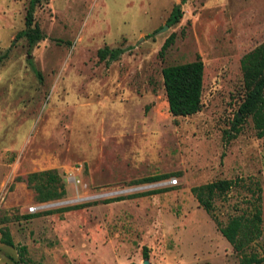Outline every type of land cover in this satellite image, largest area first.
Segmentation results:
<instances>
[{
  "label": "rangeland",
  "instance_id": "1",
  "mask_svg": "<svg viewBox=\"0 0 264 264\" xmlns=\"http://www.w3.org/2000/svg\"><path fill=\"white\" fill-rule=\"evenodd\" d=\"M179 1L40 0L44 39L29 49L16 38L28 0H0V228L13 244L0 243V264L18 247L28 264H238L190 193L219 179L235 185L213 200L214 218L257 205L248 251L264 264V137L249 117L224 134L244 95L239 60L264 41V0H186L164 28ZM103 47L121 52L106 64ZM195 56L200 110L172 117L160 71ZM44 170L59 176L61 199L38 203L26 187ZM155 175L166 177L141 182Z\"/></svg>",
  "mask_w": 264,
  "mask_h": 264
},
{
  "label": "trees",
  "instance_id": "2",
  "mask_svg": "<svg viewBox=\"0 0 264 264\" xmlns=\"http://www.w3.org/2000/svg\"><path fill=\"white\" fill-rule=\"evenodd\" d=\"M40 0H28V5L23 17V29L16 34V38H24L27 48H32L44 39L33 21L34 7ZM186 0H180L174 5L168 14L165 25L170 27L176 24L181 16L180 5ZM172 37L167 38L161 46V51L170 44ZM119 49L103 47L98 49L96 55L100 61L108 64L114 61L120 54ZM3 57H0V60ZM239 68L244 86L243 99L238 105L237 113L233 117L231 133L225 131L227 140L232 139L239 129L237 125L246 117L250 118L254 135L257 139L264 137V41L254 49L244 54L239 60ZM203 65L198 56L194 60L183 63L168 65L161 69V84L167 105V111L172 117H187L200 110L201 87ZM239 116H241L239 118ZM166 175H155L142 179L141 182L153 183L164 179ZM25 185L32 190L34 200L38 203L61 199L65 195V188L59 176L53 170H44L29 173L24 178ZM234 181L219 179L203 185L190 188L197 205L208 214L215 222L220 235L230 245L238 259V264H262V260L256 254L249 252L250 245L260 236V212L257 205L254 206L250 215H236L221 224L213 216V200L224 196L233 186ZM150 192L147 194L155 193ZM259 193V187L256 188ZM122 197L104 200V203L120 201ZM255 201L259 196L254 197ZM26 218H31L28 215ZM0 243L12 247V240L6 228H0ZM18 260L14 264H28L24 259L25 248L18 247ZM144 258L146 255L143 254ZM41 264V263H36Z\"/></svg>",
  "mask_w": 264,
  "mask_h": 264
},
{
  "label": "built area",
  "instance_id": "3",
  "mask_svg": "<svg viewBox=\"0 0 264 264\" xmlns=\"http://www.w3.org/2000/svg\"><path fill=\"white\" fill-rule=\"evenodd\" d=\"M175 182V181H173ZM43 207V205H33L28 208V213H34L36 212L39 208Z\"/></svg>",
  "mask_w": 264,
  "mask_h": 264
},
{
  "label": "water",
  "instance_id": "4",
  "mask_svg": "<svg viewBox=\"0 0 264 264\" xmlns=\"http://www.w3.org/2000/svg\"><path fill=\"white\" fill-rule=\"evenodd\" d=\"M164 28H167V26H164ZM142 264H146V262H143Z\"/></svg>",
  "mask_w": 264,
  "mask_h": 264
}]
</instances>
